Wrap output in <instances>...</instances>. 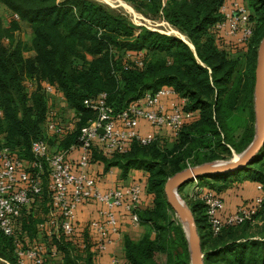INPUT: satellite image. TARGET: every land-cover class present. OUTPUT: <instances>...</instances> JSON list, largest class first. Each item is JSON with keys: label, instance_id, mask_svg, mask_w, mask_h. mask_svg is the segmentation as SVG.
<instances>
[{"label": "trees", "instance_id": "16d2710c", "mask_svg": "<svg viewBox=\"0 0 264 264\" xmlns=\"http://www.w3.org/2000/svg\"><path fill=\"white\" fill-rule=\"evenodd\" d=\"M129 1L143 14L169 22L192 47L177 35L146 26H139L136 32L137 26L125 13L96 0H0L19 16V20L10 18V23L4 24L0 15V146H9L17 156L32 157V140L44 137L48 102L42 80L56 84L67 105L75 110V128L62 139L66 147L77 143L79 127L93 114L83 103L85 97L105 91L107 103L120 111L144 92L171 85L186 98L184 108L195 115L183 124L172 143L161 145L167 138L158 135L148 144L133 141L128 150L111 156L93 150L91 161L102 162L104 170L117 166L121 177L133 168L148 173L143 199L148 196L149 201L137 209L146 229L138 239L124 236V263L190 264L184 229L166 201L163 185L175 171L225 158L219 149L230 151L232 146L240 152L252 139L254 68L261 39H256V32L262 27L260 37L264 34V0H249L255 24L246 45L226 40L214 29L222 0ZM19 21L30 24L27 44L15 38ZM68 45L72 57L66 67L60 57ZM24 50L32 53L26 56ZM129 51H142L143 63L127 57ZM31 79L35 85L27 89L26 81ZM242 111L244 126L236 140L232 131L235 117ZM263 149L241 169L199 175V183L222 196L233 178L246 170V177L263 185ZM48 200L44 188L39 199L21 208L16 222L22 236L36 235L37 222L49 208ZM188 205L200 235L204 264H264V194L251 217L225 225L215 234L203 203L192 198ZM252 221L256 230L250 229ZM87 226L75 241L72 236L53 237L62 264H96L99 251ZM0 257L14 264L12 240L2 232Z\"/></svg>", "mask_w": 264, "mask_h": 264}, {"label": "built area", "instance_id": "2783aa9c", "mask_svg": "<svg viewBox=\"0 0 264 264\" xmlns=\"http://www.w3.org/2000/svg\"><path fill=\"white\" fill-rule=\"evenodd\" d=\"M218 11L220 18L214 29L224 39L246 45L253 31L247 1L222 0ZM9 14L10 18L19 20L16 12L9 11ZM127 57L137 64L143 63L142 51H129ZM26 83L27 89H31L35 80ZM40 83L47 95L55 96L62 106L67 105L56 84L48 80ZM185 102L186 98L171 85H161L156 91H146L131 100L120 111H114L107 103L106 92L100 91L83 99L93 114L79 127L77 143L57 147L55 143L71 132L72 126H65L57 106L48 105L43 127L54 139L53 144L44 137L32 140V157L29 158L15 155L7 145L0 146V232L12 240L14 264H46L48 257L57 256L52 239L60 235L72 236L80 204H99L97 215L87 220L89 234L99 252L106 250L118 232L117 208H121L131 222L140 223L137 209L143 203V183L136 179L127 185L100 188L89 170L93 150L111 156L128 150L133 141L148 144L158 135H165L164 131L176 137L183 124L193 117V113L184 108ZM141 122L150 130L143 132ZM192 179V197L203 203L214 234L225 225L251 217L263 199V185L257 182L258 192L253 197L236 205L233 211H227L225 200L216 190L199 184L197 177ZM44 188L48 192L49 208L37 222L36 235L22 236L16 218L22 207L42 196ZM0 259L8 263L7 259ZM107 264H120L119 257L111 254Z\"/></svg>", "mask_w": 264, "mask_h": 264}, {"label": "rangeland", "instance_id": "374dc122", "mask_svg": "<svg viewBox=\"0 0 264 264\" xmlns=\"http://www.w3.org/2000/svg\"><path fill=\"white\" fill-rule=\"evenodd\" d=\"M99 1L100 3H102L104 6H106L109 9L112 10H116V11H120L122 13H125L128 18L137 26L135 31L137 32L139 30V26H146L148 28L151 29H156L162 32H167L170 34H174L177 35L179 37H181L183 40L187 41L190 46H192V44L188 41L187 37L180 32L177 28H175L173 25H171L169 22H167L166 20L159 18V17H151V16H147L145 14H143L141 11H139L138 9L134 8L133 4L129 1V0H96ZM247 4L249 6V0H246ZM0 15L2 17V21L4 24H9L10 23V14L9 11L0 3ZM255 24V22H254ZM253 24V26H254ZM262 27L259 28V30H257L256 32V39L261 38V33H262ZM30 34H31V27L30 24H28L26 21H19L18 22V27L16 28V32H15V38L16 39H20L22 40L25 44H27V42H29L30 39ZM81 49H83V47H80ZM24 54L26 56L30 55V51L29 50H24ZM233 52V51H231ZM72 57V46L68 45L62 55V57H60V62L64 65V66H69V59ZM90 57V55L88 56ZM80 60V59H78ZM25 77V76H24ZM47 102L48 105L53 106H57L59 108V117L61 119H63L65 126L66 125H70L72 126L73 130V124L76 123L77 117L75 115V110L74 109H70V107L68 105H61V102H59V100H57L55 98V96H50L47 95ZM195 115L193 114V117L191 118V120H193L195 117ZM245 117V112L242 111L240 113H238L235 117V122H234V128H233V137L237 140L242 132L243 129V123H244V118ZM75 127V125H74ZM164 131V129H163ZM44 138L47 139L49 141V143L52 141L51 137L44 131ZM166 136V140H164V142H161V145H166V144H170L173 141V137L171 135L168 134L167 131L163 132ZM64 140V139H63ZM59 141L58 143H55L57 145V147H66V145L64 143H62V141ZM54 143V142H53ZM222 151L223 155H225V158H229L232 155H236V153H238V151H236L232 146L230 147V151H223L222 149H219ZM263 154H264V149H263ZM262 156V155H261ZM263 158V157H261ZM261 160V159H260ZM259 161H257L256 164H258ZM256 164H253L252 166H256ZM193 165V164H190ZM248 171H242L239 174H237L235 176V178H233L232 183L230 184L229 188L232 187H237L238 188V184L241 183L243 180L244 185L241 187V190L238 191L240 192L242 195L240 196V201L239 202H246L247 200H249V198L253 197L258 191L255 187V183L260 182L262 183L260 180H255L254 178H252L251 176H247ZM147 171L141 169L139 170V173L136 177V179H138L139 181H141L142 183L146 182V178H147ZM192 180L188 181L187 183L182 184L181 186L178 187V192L180 194V196L187 202L190 203V201L192 200V196L193 193H191L192 191H190V185L192 184ZM208 180H212L211 178H208ZM255 180V181H254ZM191 182V183H190ZM199 182V180H198ZM200 184V183H199ZM206 185H211V184H206ZM213 186V185H212ZM264 186V184H263ZM215 188V187H214ZM264 190V189H263ZM235 193V190L233 191ZM232 190L229 191L230 195L233 194ZM235 196V195H234ZM148 197V196H147ZM146 198L145 202L143 203L142 206H145L147 204V202L149 201V197ZM244 197V198H242ZM85 227L88 224V221H85ZM255 222L252 221V224H250V229L254 230L255 229ZM88 227V226H87ZM83 229V227H81ZM81 228H78L77 234L75 232L74 235H72V240L75 241V239H78V237H82L81 234ZM256 230V229H255ZM53 263L55 264V260L53 261L52 258L51 260ZM0 264H13V261H8V263H6L4 260L0 259Z\"/></svg>", "mask_w": 264, "mask_h": 264}, {"label": "water", "instance_id": "95a60500", "mask_svg": "<svg viewBox=\"0 0 264 264\" xmlns=\"http://www.w3.org/2000/svg\"><path fill=\"white\" fill-rule=\"evenodd\" d=\"M192 47V46H191ZM253 136L250 142L236 155L204 161L175 171L163 185L167 203L170 205L185 232L190 264H204L200 235L195 217L188 203L180 196L178 187L193 177L241 169L252 162L264 146V34L261 37L254 68L253 86Z\"/></svg>", "mask_w": 264, "mask_h": 264}, {"label": "crops", "instance_id": "0c3cea01", "mask_svg": "<svg viewBox=\"0 0 264 264\" xmlns=\"http://www.w3.org/2000/svg\"><path fill=\"white\" fill-rule=\"evenodd\" d=\"M30 53H32V51H30ZM140 126L143 132L150 130V127L145 122H141ZM89 170L97 178L99 187L102 189H106L110 186H121L131 183L133 180H136L139 170L141 169H130L125 177H121V170L117 166H111L108 169L104 170L102 162H92L89 166ZM244 182L245 181L243 180L241 183H239L238 188L228 187L221 192L225 200L227 211H233L236 205L241 203L239 201L242 194L238 191L241 190ZM230 190H232V192L235 190V193L233 192V194L230 195ZM145 200L146 198L143 199V202H145ZM98 205V203L90 202L80 204L77 207L76 229L84 227L86 223L85 221L97 215ZM117 216L119 222L118 232L113 235V242L107 246L106 250L97 253L95 258L96 264H107L111 254H116L119 257L120 262L122 264H126L124 263L125 258L123 250L124 236L128 235L132 239H138L146 229V225L143 223L135 224L131 222L128 215L125 214L121 208H117ZM50 260L51 258L49 257V259L47 260V264L53 263ZM52 260H55V264H62L59 254L56 257H53Z\"/></svg>", "mask_w": 264, "mask_h": 264}]
</instances>
